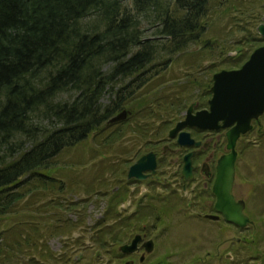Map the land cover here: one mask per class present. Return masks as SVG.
<instances>
[{"label":"trees","instance_id":"16d2710c","mask_svg":"<svg viewBox=\"0 0 264 264\" xmlns=\"http://www.w3.org/2000/svg\"><path fill=\"white\" fill-rule=\"evenodd\" d=\"M130 1L135 14L121 0H0V216L22 199L23 192L15 188L30 178L63 191V185L44 171L66 148L91 135L109 133L111 127L119 133L132 129L144 134L148 127L128 122L147 119L154 123L161 111L169 113L170 106L161 107V102L145 112L144 104L132 110L135 103L147 100L136 92L148 89H144L147 82L150 87L157 84L146 77L150 69L164 68L192 43L201 42L211 11L222 16V8L239 10L238 16L251 18L247 23L255 32L262 17L259 10L254 11L255 6L264 11V0ZM91 15L95 22L90 27L83 25ZM143 24L149 25L146 30L151 31L150 36H144ZM250 33L248 44L264 39ZM235 53L229 60L239 67L243 57ZM107 64L110 68L104 71ZM118 82L120 86L115 87ZM70 92V98L62 97ZM106 93L111 99L105 105L101 99ZM123 110L128 112L123 121L108 124ZM118 138L115 135L114 140ZM115 165L113 162L108 167ZM116 190L105 215L93 224L95 228L100 223L101 229L109 227L94 238L100 246L108 243L107 234L110 241L120 240L114 225L106 221L117 219L115 205L122 200V192ZM68 221L65 227L57 221L43 222L42 229L69 235L79 222ZM25 224L0 229V264H23L19 252L24 248L36 253L28 262L57 260L43 242L41 226Z\"/></svg>","mask_w":264,"mask_h":264},{"label":"rangeland","instance_id":"374dc122","mask_svg":"<svg viewBox=\"0 0 264 264\" xmlns=\"http://www.w3.org/2000/svg\"><path fill=\"white\" fill-rule=\"evenodd\" d=\"M121 3L135 14L130 0H121ZM255 7L254 11L259 10L258 15L263 16L261 6ZM238 11L232 7L229 10L222 8V16L211 11L206 17L208 24L201 42L192 43L185 52L175 55L167 62L164 68L157 66L147 72L146 77L150 76L151 82L156 81L157 84L150 87V82H147L144 89L149 88L143 92V87L140 88L136 95L147 97V100L135 103L131 109L144 104L146 106L142 112H145L150 108L155 109L156 104L161 102V107L170 106L169 113L161 111L159 119L154 123L147 119L136 122L132 119L128 122L130 125L148 127L144 134L132 129L119 133L120 131L111 127L109 133L91 135L73 148H66L54 159L53 165L44 171L47 176L63 185V191L41 186L36 179L25 180L23 185L15 188V191L23 192L22 199L14 202L0 216V229L18 223L26 225L25 223L35 222L43 230V222L57 221L65 227L70 222L68 220L78 221L79 226L69 235L66 231L60 232L57 229L43 230V242L46 241L57 259H45L44 264H127L126 261H130L129 264H264V188L255 187L254 184H264V175L256 169L259 167L256 165L257 161L261 166L264 164V145L254 144V141L259 140L256 133L253 137L238 141L236 149L240 153L247 146L252 147L250 156H258L259 159L249 164L251 171L248 173L245 166L246 155H240L234 185L237 196L246 200L245 212L253 219L252 224L237 227L222 218L211 220L197 217L196 210H207L204 202L213 200L209 191H203L200 173L196 175V181L183 189L180 188L181 179L178 178L176 184L170 180V174L178 172V157L181 158L184 149L189 147L178 146L176 138L169 137L168 131L184 117L191 105L194 110L207 108L213 74L235 68L229 60L231 57L228 56V51H232L230 55L239 52L237 57L242 56L243 63L255 48L264 46V39L247 43L249 31L258 40L262 38L247 23L251 18L246 20L244 16H238ZM94 22V15H91L83 20V25L90 27ZM148 27L147 24L142 25L145 29L144 36L151 35V31L146 30ZM109 68L110 64L103 66L104 71ZM196 79L199 83H196ZM128 80L131 79L124 81ZM118 86L120 82L115 87ZM72 95L70 92L62 97L65 99ZM110 99L111 95L106 93L101 103L106 105ZM262 125L264 126V120ZM183 130L191 132L195 138L202 137L201 134L192 133L191 127L186 126ZM206 133L207 135L202 133L204 140L217 142L220 147L217 151L220 153L224 137L221 135L219 138H210L211 135L208 134L211 132ZM115 135L120 137L116 141ZM111 144L112 146L107 147ZM24 145L28 143L25 142ZM166 146L178 152L163 153ZM256 146L260 148L256 149ZM148 150L156 154L157 167L154 174L158 180H127V168ZM122 159L125 160L123 163ZM113 162L118 165L110 169L108 165ZM115 189L116 192H122V200L115 205L117 219L106 221L108 225H114V231L120 235V240L110 241V235L107 234L105 238L108 243L100 246L94 238L101 231H108L109 227L101 229L100 223L95 228L93 224L105 215ZM166 199H177L178 204L171 206ZM150 200L154 201L152 206L141 208L143 205L140 204ZM124 229H127L126 233L122 232ZM136 233H145V237L154 241L150 252L143 251V262L139 260L140 252L123 253L117 247L119 242H129ZM34 252L30 248L20 251L22 263L37 264L27 261L30 257L33 258L31 254H36Z\"/></svg>","mask_w":264,"mask_h":264},{"label":"water","instance_id":"95a60500","mask_svg":"<svg viewBox=\"0 0 264 264\" xmlns=\"http://www.w3.org/2000/svg\"><path fill=\"white\" fill-rule=\"evenodd\" d=\"M261 22L256 27L257 34L264 38V15ZM235 52L232 54L234 55ZM231 55V56H232ZM212 93L208 100L207 110L197 111L192 114V106L186 111L183 121L169 131V136L174 137L184 126H192L202 130H213L230 127L227 132V145L229 151L220 157L216 165V178L212 186V191L216 196L214 207L220 211L223 217L236 225L244 226L252 220L244 213V201L235 200L231 195L234 182V166L236 159L235 144L240 134L247 132L250 128L251 119H257L264 108V46H259L253 50L248 59L235 70H221L212 76ZM127 111L123 110L109 120V123L122 121L127 116ZM221 121L222 125H218ZM176 143L180 147H198L201 142L196 141L190 133L182 131L176 138ZM191 155L184 156V166L182 174L186 180L191 177ZM157 167L156 155L150 151L142 155L133 163L127 171V178L145 180L151 177ZM147 171L150 173L145 174ZM211 219H218L219 214H205ZM142 239L140 233L134 234L129 242L122 243L119 250L123 253H130L137 249L139 241ZM142 245L145 252L153 249L152 238L144 240ZM141 255L140 260L143 259ZM127 264L130 261H126Z\"/></svg>","mask_w":264,"mask_h":264},{"label":"flooded vegetation","instance_id":"af4514ba","mask_svg":"<svg viewBox=\"0 0 264 264\" xmlns=\"http://www.w3.org/2000/svg\"><path fill=\"white\" fill-rule=\"evenodd\" d=\"M228 56H231V55L229 54ZM240 66L239 67H235V68H231V69H227V70L239 69ZM211 96H212V93L210 94V98H211ZM208 100H207V106H206L207 108H205V109H200V110L195 109L194 110L193 109L194 107L191 105L192 106L191 113L194 114L197 111L207 110L209 108V106H208ZM185 116H186V113H185L184 117H182V119L178 120L174 124V126L172 128H174L178 122L183 121L184 118H185ZM263 120H264V108H263L262 114L260 116H258L257 119H251V121H250L251 128L247 132H245L243 134H240V136L237 139L236 144H235V150H236V159H235V166H234L235 172H234V182H233L232 189H231V195H232L233 199H235V200L242 199L244 201L245 205H244L243 211H244L245 214H246V212H245V209H246V200H245L244 197L237 196V194L235 193V188H234L235 178H236V173H237V168H238V164L237 163L240 160V158H239L240 155H246V160H245V164L246 165L245 166H246L247 172L250 173V171H251L250 168L251 167H250L249 164L251 162H253L254 160L257 161V159H259V157L258 156H250V153H252V151H253V149H251L252 147H248L247 146L246 147V150L243 151L242 153H240V150H237L236 149V146H237L238 141L240 139L245 138V137L248 138L249 136L250 137L251 136L253 137V135L255 133H256V135H257V137H258L259 140H258V142L254 141V144H258V146H260L261 144L264 145V140H263L264 139V126L262 125ZM218 125L221 126L222 125V122L219 121L218 122ZM184 127H186V126H184ZM188 127H191L193 129V132L192 133L195 132L196 135L201 134L202 137L201 138H195V137H193L191 135V132L186 131V130H183V128H182L181 130H179L176 133V135L174 137H171V138H177V136H178V134L180 132L185 131V132L190 133L191 137L193 139H195L196 141L201 142V144L198 147H189V149L188 148H185L184 149V152L181 151L182 152V154L180 153L181 154V158L178 157V159H177V167H179L178 168V172H174V173L170 174L171 175V179L170 180L174 181V184H176L177 181H178V178L181 179L182 185L180 186V188L183 189L184 186L186 188L192 182L196 181L198 179V177L196 175L198 173H200V176H201L202 181H203V191H209L210 196H212V199L213 200L205 201L204 202V205L207 206L208 209L207 210H200V209L196 210V212H195L196 216L197 217H203L205 219H211V218L206 217L205 214H219V218H222V219L226 220L223 217L222 213L220 211L216 210L215 207H214V202H215L216 196H215V194L212 191V186H213V183H214L215 178H216V165H217V162H218V160L220 159L221 156H223L225 154H228V152H229L227 150V148H226V145H227V132L229 131L230 127H228V128H221V127H219L218 129H213V130H202V129H199V128H196V127H192V126H188ZM206 131H210L211 132V134H208V135H211L210 138H213L212 136H216L217 138H219V136H221V135L224 137L223 148L221 149L222 151L220 153H218V151H217V149L220 148V147H218V143L217 142L211 143L210 141H205L204 140L203 134L204 135H207ZM168 136H169V131H168ZM261 137H262V139H260ZM255 139H257V138H255ZM257 148H260V147H257L256 146V149ZM176 152H178V151L177 150H174V149H171V148H169L167 146L163 148V153L170 154V153H176ZM188 153H192V155H191V167H192V170H191V177H190V179L189 180H186L185 177L182 174V170H183V166H184V156L187 155ZM242 160H244V158H242ZM261 161L263 163V160H261ZM256 165H259V167H256L257 171L259 170L264 175V164H262V166H261V164L259 163V161H257ZM148 173H150V171H147L145 174H148ZM126 179L127 180H130V179L127 178V171H126ZM131 179H133L135 181H146V180H155V181H157L158 180V178L156 177L155 174H153L151 177H148L145 180H137V179H134V178H131ZM263 183H264V180H263ZM254 184H255V187H262V188H264V184H261V183H254ZM166 201L171 206H176L178 204V200L177 199H166ZM147 203L145 202L144 204H140V205H143V206H141V208H143L145 205L152 206L153 203H154V201H151L150 200V201H147ZM246 215L251 219V217L248 214H246ZM211 220H213V219H211ZM214 220H216V219H214ZM251 220L253 222V219H251ZM226 221H228V220H226ZM228 222L229 223H232L231 225H234V226H237V227H246L247 225L252 224V222H251V223H247L244 226H239V225L234 224L231 221H228ZM142 227H144V226H142ZM147 239H149V237H145V233H144L142 235V239L138 243L137 249L132 252V253L140 252L139 260H140L141 255L144 254L143 251H145V248L142 245V243L144 242V240H147ZM144 259H145V254L143 256V259L140 260V262H143Z\"/></svg>","mask_w":264,"mask_h":264}]
</instances>
